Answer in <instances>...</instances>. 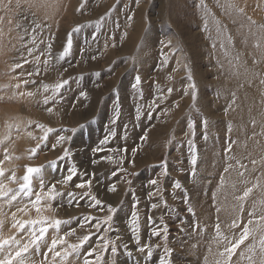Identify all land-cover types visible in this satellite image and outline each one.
Wrapping results in <instances>:
<instances>
[{
    "label": "rangeland",
    "instance_id": "obj_1",
    "mask_svg": "<svg viewBox=\"0 0 264 264\" xmlns=\"http://www.w3.org/2000/svg\"><path fill=\"white\" fill-rule=\"evenodd\" d=\"M70 33L72 48L65 56ZM137 75L141 83L133 88ZM64 80L69 83L59 90ZM262 80L264 0H0V225L9 223L4 231L0 227V239L14 237L22 247L32 236L30 229L21 233L20 222L60 219L71 222L49 228L39 251L32 246L23 264H84L85 253L98 245L103 259L97 264H160L165 243L149 235L153 227L166 225L172 264H216L224 247L252 220L251 235L232 264H264V227L257 223L264 216ZM49 128L58 131L48 134ZM59 136L65 139L53 150ZM105 136L109 141L101 145ZM66 149L69 157L59 159ZM71 166L79 175L67 182ZM29 167L42 168L30 178L32 195L17 196ZM152 179L157 185L149 186ZM88 180L90 186L76 187ZM175 180L183 190L173 188ZM52 184L64 193L55 201L47 192ZM111 185L115 191L108 190ZM249 188L239 211L236 198ZM149 192L157 194L149 198ZM69 193H76L71 204ZM36 194H41L40 203H34ZM97 199L102 207L94 206ZM134 200L139 201L136 207ZM152 203L160 207L151 209ZM109 205L118 208L113 220ZM233 221L237 227L229 228ZM194 225L199 227L193 230ZM134 228L141 245L161 247L151 255L139 252ZM73 229V235H65ZM89 234L92 239L73 252L69 246ZM59 237L65 243L50 250ZM113 242L117 254L110 251ZM15 251V242L0 248V260Z\"/></svg>",
    "mask_w": 264,
    "mask_h": 264
},
{
    "label": "snow or ice",
    "instance_id": "obj_2",
    "mask_svg": "<svg viewBox=\"0 0 264 264\" xmlns=\"http://www.w3.org/2000/svg\"><path fill=\"white\" fill-rule=\"evenodd\" d=\"M135 3H139V0H134ZM40 26L37 25L36 28L33 29V34H35V31L39 28ZM79 29H75L74 31H78ZM53 42L55 40V37H51L50 38ZM32 43L33 45H35L36 43V39L33 38L32 39ZM72 34L70 33L66 39V42L63 46V55H67L72 48ZM51 44L47 45V51H51ZM32 49L29 50V54H31ZM93 59H95V57H93ZM28 61H25V63H27ZM165 63H167V58H165ZM18 67H22V65H18ZM36 75H39V72L35 73ZM28 75H32V73H29ZM189 79H191L190 75L188 77ZM27 83V82H26ZM69 83L68 80H64L62 83H59L57 85V88L60 90L62 89L64 86H66ZM141 83V78L139 75H137L134 79V83H133V88H135L137 85H139ZM262 84H264V80L261 81ZM191 88H195V85L192 84L190 85ZM173 90L171 88L168 89V93L170 94ZM185 94H187V90H185ZM193 98H195V92L192 93ZM80 96L81 97H86L87 93L86 92H80ZM163 98V97H161ZM50 100H46L45 104H48ZM149 107H152V105H150ZM227 111V109L225 110ZM140 118V112L139 110H137V114H136V119ZM149 118H151V113H149ZM113 123H115V120L113 121ZM253 124H255V121H253ZM204 128L206 129L207 127V122L205 121L203 124ZM188 128L190 130L191 135L194 137L195 136V123L193 121H190L188 124ZM229 130H230V126H229ZM58 131L57 129H51L49 128L48 130V134L50 133H54ZM65 131V130H64ZM75 131V130H72ZM48 134H46L44 137H42V139L44 140V144L47 145L48 144ZM113 138L115 137V133H111L110 134ZM256 133H253V136H255ZM204 139H207V135H204L203 137ZM65 139V137L59 136L57 137V143H54L51 145L52 149L55 150V148L58 146V142L60 140ZM70 139V138H69ZM109 141V137L105 136V138L100 142L101 145H104L105 143H107ZM232 143H235V141H233ZM232 143H230L228 145V149H231L232 147ZM188 144L190 146L193 145V140H189ZM41 147H43V145H41ZM39 149L33 150V154L35 155L36 152ZM95 151H103V149H96ZM111 151V149L109 150ZM123 151H126V149H124ZM133 151H136L135 149ZM70 155L69 151L66 149L64 154L59 157V159H66L68 158ZM101 160H108V156H102L100 158ZM99 161L97 160H93V163H98ZM190 163L193 165V171L191 173V175H195V165L197 164V156L195 154L192 155ZM166 164L167 162L165 161L164 163L161 164V167L165 169V171L162 173V175H168L167 171H166ZM237 164H239V161H237ZM253 166H255L256 161L253 160L252 161ZM231 167V165H229V168ZM241 167H244L243 165H241ZM42 168L41 167H29L27 169V174L23 177V181L24 183L20 185V190L17 193V196L20 193H23L25 196H31L32 195V190H31V176L39 171H41ZM67 171L70 173L67 177H66V181L70 182L75 176L79 175L77 169L75 166H71L67 169ZM228 171V168H225V172ZM117 173L113 172L112 175L115 176ZM240 175H243V173H239ZM158 181L157 179H152L149 181V186H155L157 185ZM91 185V181H82L80 183H78L76 185L77 188H84L86 186H90ZM41 188H44L43 184L41 185ZM173 188L174 189H182V185L180 183V181L175 180L173 181ZM109 191H115V185H111L108 188ZM131 191V190H130ZM159 190H157L158 193ZM252 191L251 188L246 189L243 192L242 196L237 197V204H238V210L239 211H243V201L249 196L250 192ZM47 192L48 194L52 197V199L55 201V199L57 197L63 196L64 193L61 192H57L56 191V185L52 184L47 186ZM157 193H153V192H149L148 193V197L151 198L153 195H156ZM0 195H4V193H0ZM69 197L71 198L69 200V203L71 204L73 202V200H75L76 197V193H69L68 194ZM174 195V193H173ZM17 196H13L12 199L15 200L17 198ZM85 196H87V194L85 193ZM83 199V198H81ZM41 200V194H36L35 196V201L34 203H40ZM184 202L187 205L189 203L188 201V197H187V192L186 190H184ZM165 207H167L166 201L163 202ZM139 201L138 200H134L133 202V206L136 207L138 206ZM94 206L96 207H102V202L99 201L98 199L95 201ZM158 207H160L159 204L157 203H152L150 204V208L151 209H157ZM109 211L113 214L110 219H114V214L118 211V208H113V206L109 205L108 206ZM37 211H39V209H37ZM187 212L189 215H194L193 213V209L191 207H187ZM251 214V213H250ZM13 216L15 217V213H13ZM132 218H133V222L135 223L136 219H137V213L135 211L132 212ZM84 220H89V219H93L95 220L96 218H89V217H84ZM149 221L152 220V217L149 216L148 217ZM71 221H61L60 219H56L53 223L49 224V222L44 219H38V220H26L23 222L19 223V229L21 230V233L24 232L25 229H30L31 230V241L30 244L29 243H24L23 246L21 247V242L20 241H16V239L14 237H11L10 239H0V248H3L4 246H9L11 247L12 244L15 242L16 245V251L14 252V255L11 253L8 255L7 258L0 260V264H15L16 261H20V264H23V260L22 257L25 256L26 253L29 252L30 248L32 246H35V250L39 251V246L41 244V242L44 240L46 233L48 232L49 228H54V229H59L62 223H70ZM185 219L181 218L180 219V224L183 225L185 223ZM253 223L252 220L248 221V224H246L243 229L241 230L239 237L236 238L233 242L228 243V246L224 247L223 252L220 253V256L223 257L222 260H217L216 264H232V257L234 255H236L237 253V249H239L241 247V245H243L245 243V241L248 239V237L251 235L252 229L249 227V225H251ZM258 225L261 227H264V216H261L259 218V220L257 221ZM39 225V227H37ZM198 225H194L193 226V230H196V228H198ZM229 228H236L237 227V223L236 221H233L232 224H230L228 226ZM183 230V229H182ZM168 228L165 225L163 228L161 229H157L155 227H153L150 231V235H149V239H151L152 237H159L161 240L164 241L165 243V247H164V251H165V256L160 258V264H172V260H171V256L173 253V250L171 248L167 247V240H168ZM75 233V230H70L68 233H66L65 235H73ZM216 234L219 237L221 235L220 233V225L217 224L216 225ZM132 238L135 241V244L137 246V250L139 252H147L149 255H151V252L153 249L155 248H160L161 245L160 244H151V243H144L143 245H141V237L138 234V230L137 229H133V233H132ZM92 239V234L86 235L85 237H83L82 239H80L79 244H73L70 245L69 247L72 249L73 252H76L78 248H82L83 245L85 243H87L88 241H90ZM103 239V238H102ZM117 240L120 239L119 236L116 237ZM225 242L227 243V237L224 238ZM65 243V237H59V239H53L51 242V249L53 250L55 248V246H57L58 244L62 245ZM105 245H108L107 241H104ZM261 245H262V250H264V237L261 238ZM98 247H100V245H98ZM98 247H92L89 248L88 252L85 253V262L84 264H97V260H101L103 259V257L101 255H98L97 253V248ZM109 248V246L104 247V251H107ZM123 248L125 249L126 253L128 255H131V251H128V245L125 244L123 245ZM110 251L113 254H117L118 252V248L115 246V243L113 242L111 247H110ZM69 253L67 250H65V255L67 256ZM56 256H60L59 252H55ZM241 255H243V253H241ZM88 257H95V260H89L87 259ZM249 260H251V257H248Z\"/></svg>",
    "mask_w": 264,
    "mask_h": 264
},
{
    "label": "bare ground",
    "instance_id": "obj_3",
    "mask_svg": "<svg viewBox=\"0 0 264 264\" xmlns=\"http://www.w3.org/2000/svg\"><path fill=\"white\" fill-rule=\"evenodd\" d=\"M7 209V212H10L11 210H9L8 208H6ZM8 222H4L3 224H1L0 225V227H4L3 229H1V231H4V229L5 228H9V223L7 224ZM6 224H7V227H5L6 226ZM12 235H13V233H12ZM18 237H19V235H18ZM32 256V255H31ZM31 256H30V258H31Z\"/></svg>",
    "mask_w": 264,
    "mask_h": 264
}]
</instances>
